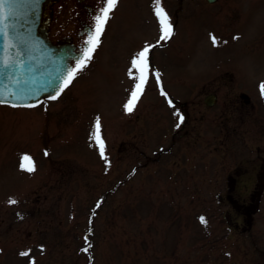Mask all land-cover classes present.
Masks as SVG:
<instances>
[{"label":"rangeland","instance_id":"374dc122","mask_svg":"<svg viewBox=\"0 0 264 264\" xmlns=\"http://www.w3.org/2000/svg\"><path fill=\"white\" fill-rule=\"evenodd\" d=\"M228 2L180 20L153 59L161 86L148 66L131 112L125 105L139 76L132 61L156 23L142 26L131 1L109 16L91 59L57 99L0 104V264H264V197L261 212L239 229L219 196L232 131L222 115L224 67L232 62L248 79L264 71V49L222 40L238 0ZM177 3L160 0L172 25ZM241 3L243 38L264 31V0ZM210 90L220 97L206 108ZM237 146L236 157L255 153Z\"/></svg>","mask_w":264,"mask_h":264},{"label":"flooded vegetation","instance_id":"af4514ba","mask_svg":"<svg viewBox=\"0 0 264 264\" xmlns=\"http://www.w3.org/2000/svg\"><path fill=\"white\" fill-rule=\"evenodd\" d=\"M128 1H131V4L134 3V18L138 19L142 26L149 25L151 19L156 22L153 35L144 39L141 42V48L137 51H142L145 46L150 48L147 54L148 66L156 74L160 84V66L153 59H155V54L160 52L158 51L160 46H165L168 41H160V24L154 11L157 5L155 0H146L145 3H140V0H117L109 16L115 15L114 12L117 11L119 6ZM192 1L197 0H177V7L173 11L172 33L177 32L178 26L182 23V21L180 22L182 18L189 20L202 9L210 12L212 8L208 9L206 6H213L219 0H200V6H196ZM228 1L230 3H225L226 6L237 0ZM241 1L238 0V3L236 2L233 5L235 6L232 14L233 20L229 18V14L226 15L228 21L221 28V38L222 40H241L244 43L243 49L262 52L264 49V31H259L258 34H252L244 38L241 35L240 26L243 18H238L240 13L242 15ZM105 6V0H44L39 33L51 44L65 49L73 68L85 48L88 35L93 30L94 17ZM103 38L104 34L100 36L99 41ZM261 63L264 65V57L258 61L259 65ZM245 74L244 68L229 62L224 67L220 84L223 93L222 115L225 117L226 122L231 123L232 131L225 136L223 160L227 164L224 174L226 184L225 193H220L219 196L222 203L231 207L229 210L227 209V213H224V215L226 214L225 218L227 219L230 212L231 214L234 213L236 220L229 219V223L237 225L239 229L246 228L250 224V220L261 212L260 207L264 197V94L263 98L259 94L261 84L264 82V71L258 73L253 79L246 78ZM256 78L257 81L253 82ZM216 91L210 90L204 93L203 100L205 104V97L208 94L215 93L217 96L215 103L212 105L206 104V108L217 104L220 94ZM181 108L187 111V107L182 104ZM187 117L189 118V115ZM232 139L238 140V143L231 142ZM248 139H258L260 141L254 147L248 143ZM232 145H238L242 147V150L245 148V150L249 149V151H255V153L236 157L239 153L231 151ZM243 152L241 151L242 154ZM234 208H236V211H231ZM231 218L234 217L231 216ZM231 228H233L232 225Z\"/></svg>","mask_w":264,"mask_h":264},{"label":"water","instance_id":"95a60500","mask_svg":"<svg viewBox=\"0 0 264 264\" xmlns=\"http://www.w3.org/2000/svg\"><path fill=\"white\" fill-rule=\"evenodd\" d=\"M42 3L4 0L0 8V16L7 17L3 23L9 26L7 40L0 33V99L6 103H37L55 94L60 77L69 70L65 49L52 45L38 31ZM215 100L214 94L206 97L209 104Z\"/></svg>","mask_w":264,"mask_h":264},{"label":"snow or ice","instance_id":"6c2138e0","mask_svg":"<svg viewBox=\"0 0 264 264\" xmlns=\"http://www.w3.org/2000/svg\"><path fill=\"white\" fill-rule=\"evenodd\" d=\"M4 0H0V8L3 7ZM117 3V0H105L106 6L101 9V11L94 17V26L93 30L88 35V39L85 41V48L83 49L80 57L76 60L75 67L69 69L66 73V75L60 77V82L57 84L56 88L54 89L55 94L50 95L48 98L51 100H55L59 97V95L63 92V90L69 85L72 78L76 75V73L81 70L87 62L91 59L93 52L95 51L97 45L99 44V38L101 34L104 31L105 24L107 23L109 19L110 12L115 7ZM155 3L157 7L154 9L155 15L158 18L159 24L161 25V36L160 40L165 41L168 40L172 36V24L169 20V17L165 10L160 7V0H155ZM7 19L5 16H0V33H2L7 40V37L9 35V26L7 24H4L3 21ZM150 48L148 46H145L144 49L138 53L139 59H133L132 65L134 68L138 69L139 76L135 79L138 80V82L134 85V90L131 92V98L125 105V108L127 111L131 112L133 110V107L139 98V96L142 94V91L145 87V84L147 82V69H148V57L147 54L149 53ZM7 60L4 61L5 64H7ZM129 75H132L131 70L129 71ZM158 75V74H157ZM261 91L262 94H264V82L261 84ZM6 103L5 100L0 99V104ZM13 107L18 106H25V107H34L33 104H26V105H17L13 104ZM182 119V118H181ZM100 124L99 119H97L96 122V129L99 130ZM98 143H100L101 146V155L103 156V142L100 141L99 136L96 137ZM25 161L28 162L27 170L33 171L34 168L31 166V158L27 155L23 157ZM22 167H25V165H22ZM11 203H16L15 200L10 201ZM200 220L202 223H205V218L200 217ZM21 255H27L26 252H22Z\"/></svg>","mask_w":264,"mask_h":264}]
</instances>
